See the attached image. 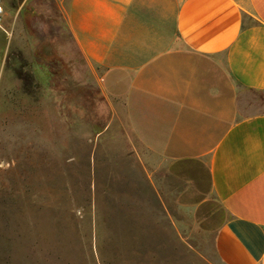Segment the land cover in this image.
Masks as SVG:
<instances>
[{
    "label": "rangeland",
    "instance_id": "1",
    "mask_svg": "<svg viewBox=\"0 0 264 264\" xmlns=\"http://www.w3.org/2000/svg\"><path fill=\"white\" fill-rule=\"evenodd\" d=\"M0 3V264H221L206 172L140 159L55 5Z\"/></svg>",
    "mask_w": 264,
    "mask_h": 264
},
{
    "label": "crops",
    "instance_id": "2",
    "mask_svg": "<svg viewBox=\"0 0 264 264\" xmlns=\"http://www.w3.org/2000/svg\"><path fill=\"white\" fill-rule=\"evenodd\" d=\"M51 4L140 159L206 172L219 262L264 264V0Z\"/></svg>",
    "mask_w": 264,
    "mask_h": 264
},
{
    "label": "built area",
    "instance_id": "3",
    "mask_svg": "<svg viewBox=\"0 0 264 264\" xmlns=\"http://www.w3.org/2000/svg\"><path fill=\"white\" fill-rule=\"evenodd\" d=\"M3 16H4V8H3V6L0 3V22H1L2 18H3Z\"/></svg>",
    "mask_w": 264,
    "mask_h": 264
}]
</instances>
